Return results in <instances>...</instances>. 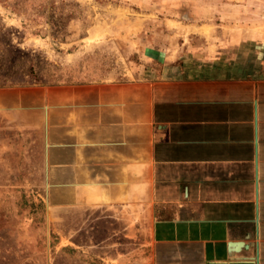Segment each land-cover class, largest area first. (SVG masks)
Returning a JSON list of instances; mask_svg holds the SVG:
<instances>
[{"label":"crops","instance_id":"obj_1","mask_svg":"<svg viewBox=\"0 0 264 264\" xmlns=\"http://www.w3.org/2000/svg\"><path fill=\"white\" fill-rule=\"evenodd\" d=\"M256 48L253 72L228 62L178 79L4 91L0 111L40 122L53 216L142 204L145 264H264V41Z\"/></svg>","mask_w":264,"mask_h":264},{"label":"rangeland","instance_id":"obj_2","mask_svg":"<svg viewBox=\"0 0 264 264\" xmlns=\"http://www.w3.org/2000/svg\"><path fill=\"white\" fill-rule=\"evenodd\" d=\"M260 41L264 0H0V93L178 79L228 62L253 72ZM30 113L0 111V264H145L142 204L52 215L41 125ZM80 190L100 205L92 188Z\"/></svg>","mask_w":264,"mask_h":264}]
</instances>
